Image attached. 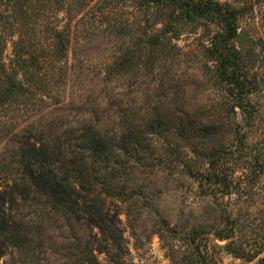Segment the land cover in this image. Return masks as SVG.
<instances>
[{"label": "trees", "instance_id": "obj_1", "mask_svg": "<svg viewBox=\"0 0 264 264\" xmlns=\"http://www.w3.org/2000/svg\"><path fill=\"white\" fill-rule=\"evenodd\" d=\"M92 1L0 0V103L9 104L11 99L33 94L34 84L24 85L26 80H34L33 71H40L43 78L42 102L47 106L58 102L52 98L59 94L57 75L69 63L74 21ZM137 1L142 9L152 12L150 29L141 22L140 35L106 63L103 78L123 76L129 71L144 75L150 72L161 86L152 93V110L145 122L127 123L115 133L124 137L125 156L155 160L166 166L177 181L184 174L195 183L197 195L213 197L212 208L218 210L209 222H175L158 231L161 235L166 231L178 240L184 238L190 246L187 254L177 260L171 258L172 262L215 264L214 247L244 261L257 259L254 264H264V230L250 232L240 212L241 203L251 195L264 172V147L257 139L250 142L259 108L253 97L257 81L249 73L264 57V38H255L248 44L242 41L245 31L240 29L239 21L247 8L229 1ZM187 32H200V43L184 51L177 41ZM8 43L11 55L7 63ZM196 52L200 53L205 79L218 95L210 102L183 107L178 97L169 98L167 94L169 88L177 93L183 80L171 76L170 71H174L176 63L184 62L185 56ZM170 83L172 87L166 86ZM100 105L91 102V110ZM58 131V123L51 121L48 129L23 135L13 160L15 167L8 170L6 165L0 176V259L10 245L9 235L20 240L17 230L21 219H17L14 206L29 195L44 196L55 211L86 215L111 243L124 240L113 221L119 212L110 207L104 194L115 190L125 200V191L111 187L110 182L87 169V151H101L107 160L106 151L116 148L115 133L108 136L89 126L79 142L72 144V130L64 140ZM159 136H164L166 142L163 153L151 155L148 146L159 143ZM224 141L226 144L221 143ZM118 162L113 160L114 167ZM114 167L110 175L119 176L116 173L122 170ZM210 235L215 240L212 244Z\"/></svg>", "mask_w": 264, "mask_h": 264}, {"label": "rangeland", "instance_id": "obj_2", "mask_svg": "<svg viewBox=\"0 0 264 264\" xmlns=\"http://www.w3.org/2000/svg\"><path fill=\"white\" fill-rule=\"evenodd\" d=\"M220 1L247 8L239 21L240 29L245 31L242 37L245 44L258 37L264 38V0ZM91 3L74 21L69 63L57 75L59 94L52 98L58 102L48 104L51 106L42 102L43 78L40 71H33L34 80H26L24 84L28 87L34 84L33 94L11 99L9 104L0 103V176L6 165L8 170L15 167L13 160L21 137L48 129L51 121L58 123L62 140L72 130L73 144L79 142L89 126L111 136L127 123L142 125L147 113L151 112L152 93L161 86L152 73L129 71L123 76L103 78L106 63L131 46L140 35L141 22L150 29L151 10L142 9L137 0H93ZM199 33H184L177 43L187 51L200 43ZM10 55L8 43L7 63ZM185 57L184 62L176 63L174 71H170L171 76L183 80L177 93L169 88V98L178 97L177 102L183 107L212 101L218 91L205 79L200 53ZM249 73L257 81L253 97L259 108L250 142L257 139L264 147V57ZM166 86L172 87L171 83ZM94 101L101 105L91 110L90 103ZM119 135L115 133L116 148L105 153L107 160L103 159L101 151L99 154L87 151V169L110 182L111 187H122L125 191V200L115 190L104 194L110 207L119 212L113 221L122 231L124 244L122 240L107 241L105 233L86 215L77 217L69 212L55 211L44 196L31 198L29 195L27 199L20 198L19 204L14 206L17 219H21L17 230L20 240L8 236L10 245L0 264H173L171 258L177 260L187 254L190 246L184 238L178 240L166 231L163 235L158 231L175 222L188 224L200 219L209 222L212 216L218 215V210L212 208L215 206L213 197L197 195L191 179L183 174L177 181L166 166L155 160L141 161L135 155L125 156L126 142ZM163 140L164 136H159V143L148 146V152L151 155L163 153L166 143ZM221 143L226 144V141ZM113 160L119 161L115 167ZM112 166L122 170L116 173L119 176L110 175ZM258 182L245 203H241L242 210L240 207L253 233L264 230V172ZM209 238L210 244L214 243L213 236ZM213 249L217 255L215 264H254L257 261L247 262L226 250Z\"/></svg>", "mask_w": 264, "mask_h": 264}]
</instances>
